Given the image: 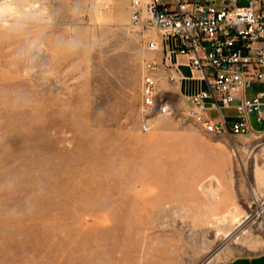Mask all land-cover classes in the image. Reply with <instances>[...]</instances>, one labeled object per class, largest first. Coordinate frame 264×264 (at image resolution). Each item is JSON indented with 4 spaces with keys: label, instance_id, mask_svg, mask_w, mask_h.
<instances>
[{
    "label": "rangeland",
    "instance_id": "obj_1",
    "mask_svg": "<svg viewBox=\"0 0 264 264\" xmlns=\"http://www.w3.org/2000/svg\"><path fill=\"white\" fill-rule=\"evenodd\" d=\"M133 1L0 0V264H225L264 251V135L204 132L165 83L175 112L143 108L158 32L131 24Z\"/></svg>",
    "mask_w": 264,
    "mask_h": 264
},
{
    "label": "built area",
    "instance_id": "obj_2",
    "mask_svg": "<svg viewBox=\"0 0 264 264\" xmlns=\"http://www.w3.org/2000/svg\"><path fill=\"white\" fill-rule=\"evenodd\" d=\"M131 24L158 32L148 41L154 56L144 63L145 110L172 114L170 89L161 84L195 81L199 87L183 96L185 113L204 132L264 135V0H134ZM254 84L263 88L249 92Z\"/></svg>",
    "mask_w": 264,
    "mask_h": 264
},
{
    "label": "crops",
    "instance_id": "obj_3",
    "mask_svg": "<svg viewBox=\"0 0 264 264\" xmlns=\"http://www.w3.org/2000/svg\"><path fill=\"white\" fill-rule=\"evenodd\" d=\"M180 61H184V58L179 57ZM186 67V66H184ZM188 68V67H187ZM175 88L177 91H180V94L182 96L189 95L192 93L191 91H185V81H182L176 85L170 86V89ZM225 264H264V251L253 254V255H242V256H236L231 259H229Z\"/></svg>",
    "mask_w": 264,
    "mask_h": 264
},
{
    "label": "bare ground",
    "instance_id": "obj_4",
    "mask_svg": "<svg viewBox=\"0 0 264 264\" xmlns=\"http://www.w3.org/2000/svg\"><path fill=\"white\" fill-rule=\"evenodd\" d=\"M263 170H264V166H263ZM217 182H219V180H217ZM263 210L264 209L260 210L259 212L261 213ZM243 218L244 219L239 220L237 226H235L234 228H232L230 230H226L224 232L223 236L227 241L231 240L232 242H237L236 238L234 239V236H236V234H238L240 231H242L248 225L247 220L250 218V215L247 213L246 215L243 216Z\"/></svg>",
    "mask_w": 264,
    "mask_h": 264
}]
</instances>
